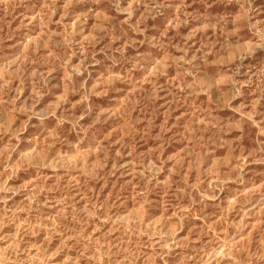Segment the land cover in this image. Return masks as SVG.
I'll return each mask as SVG.
<instances>
[{"label":"rangeland","instance_id":"1","mask_svg":"<svg viewBox=\"0 0 264 264\" xmlns=\"http://www.w3.org/2000/svg\"><path fill=\"white\" fill-rule=\"evenodd\" d=\"M0 264H264V0H0Z\"/></svg>","mask_w":264,"mask_h":264}]
</instances>
